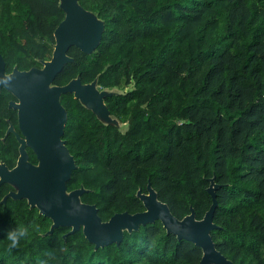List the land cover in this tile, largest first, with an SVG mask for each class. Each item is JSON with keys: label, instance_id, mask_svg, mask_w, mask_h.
Returning <instances> with one entry per match:
<instances>
[{"label": "trees", "instance_id": "obj_1", "mask_svg": "<svg viewBox=\"0 0 264 264\" xmlns=\"http://www.w3.org/2000/svg\"><path fill=\"white\" fill-rule=\"evenodd\" d=\"M61 0H0L5 73L41 68L51 58ZM104 23L98 47H75L53 85L79 78L99 90L125 130L101 122L72 94L61 95L62 140L75 161L67 192L95 205L102 222L144 211L136 194L150 183L178 220H202L217 206L210 235L234 264H264V0H78ZM127 88V89H126ZM15 97L0 88V163L15 167L19 144ZM28 160L37 164L27 149ZM14 188L0 186V202ZM27 201L0 204V264H199L202 251L155 221L123 232L119 245L95 248L82 230L59 227ZM29 233L6 252L9 229Z\"/></svg>", "mask_w": 264, "mask_h": 264}, {"label": "water", "instance_id": "obj_2", "mask_svg": "<svg viewBox=\"0 0 264 264\" xmlns=\"http://www.w3.org/2000/svg\"><path fill=\"white\" fill-rule=\"evenodd\" d=\"M60 8L64 19L54 31L51 58L43 61L41 68L28 71L14 68L6 74L0 55V88L16 99L9 103L8 108L16 110L19 130V133L14 132L11 125L6 132L15 135L19 156L12 169L0 163V186L8 184L14 188L0 204H5L8 198L24 199L30 208H36L40 215L51 220L46 235L59 227L70 228L69 234L82 230L85 239L96 249L110 244L119 245L124 231H137L140 226L159 221L167 234L201 249L199 264H234L216 250L210 235L211 231L218 229L213 223L217 206L213 180L207 189L212 205L202 220L195 219L192 208L188 216L176 219L167 205L157 199L150 183L146 186V193L139 190L136 194L143 204V212L117 213L106 222L101 221L95 205L80 201L84 189L67 192L66 183L75 169V161L62 140L67 113L60 103L61 95L72 94L101 122L118 125L111 119L104 103V99L114 93L99 90L96 81L82 84L76 78L64 86L53 85L63 67L73 62L67 55L69 48L75 47L84 54H91L98 47L104 31V23L83 9L78 0H61ZM27 148L35 155L37 165L29 162Z\"/></svg>", "mask_w": 264, "mask_h": 264}, {"label": "clouds", "instance_id": "obj_3", "mask_svg": "<svg viewBox=\"0 0 264 264\" xmlns=\"http://www.w3.org/2000/svg\"><path fill=\"white\" fill-rule=\"evenodd\" d=\"M4 239L7 241L6 252L11 255L21 248L30 239V236L25 230L12 228L6 232ZM51 257V253H46L45 258L38 259L37 264H50Z\"/></svg>", "mask_w": 264, "mask_h": 264}, {"label": "rangeland", "instance_id": "obj_4", "mask_svg": "<svg viewBox=\"0 0 264 264\" xmlns=\"http://www.w3.org/2000/svg\"><path fill=\"white\" fill-rule=\"evenodd\" d=\"M127 89V88H126ZM108 92H112V93H119L120 92V90H111V91H109V90H107ZM111 117V116H110ZM111 119H114V118H112L111 117ZM114 120H116V119H114ZM116 124L118 125V127H120L121 128V130H125L126 129V126L124 125V123H122V122H120V121H118V120H116Z\"/></svg>", "mask_w": 264, "mask_h": 264}, {"label": "flooded vegetation", "instance_id": "obj_5", "mask_svg": "<svg viewBox=\"0 0 264 264\" xmlns=\"http://www.w3.org/2000/svg\"><path fill=\"white\" fill-rule=\"evenodd\" d=\"M14 130V129H13ZM14 132H16L15 130H14ZM16 133H18V132H16ZM28 149V148H27ZM27 149H26V152H27ZM28 154V153H27ZM31 163V162H30ZM37 164H38V162H37ZM37 164H33V165H37Z\"/></svg>", "mask_w": 264, "mask_h": 264}]
</instances>
